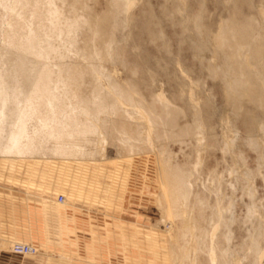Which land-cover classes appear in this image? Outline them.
Masks as SVG:
<instances>
[{"label":"rangeland","instance_id":"1","mask_svg":"<svg viewBox=\"0 0 264 264\" xmlns=\"http://www.w3.org/2000/svg\"><path fill=\"white\" fill-rule=\"evenodd\" d=\"M78 1L82 4L77 7L81 28L75 38V50L78 52L70 53L68 59H72L73 64H79L80 68L85 65V59L96 64L107 74L105 83L107 80L111 82L105 87L120 92L129 104L138 102L151 119L154 112L148 104L155 99L158 104L155 110L158 111L163 103L159 102L157 95L163 92L164 101L179 117V126L188 129L186 141L176 136L177 128L169 130L165 148L171 160L177 161L183 170L195 176L194 184L190 187L191 197L189 203L187 198H179L178 206L171 213L173 224L161 221L157 156L140 142L141 146H136L135 154L130 157L126 144L120 141L119 133L110 122H115L118 116L111 114L103 119L109 139L105 160L99 157L95 160L64 159L56 155L0 159V184L7 179L9 171H19L24 163H29L35 167L24 181L26 184L39 185L45 191L52 189L66 195L64 205L57 203V197L52 198L55 201L46 197L39 200L11 197L10 205L0 202V239L32 243L40 250L39 256L20 257L0 249V264H122L121 255H116L109 245H102L104 256H91L88 259L83 257L84 249L80 255H74L68 249L59 247L63 213L76 221L77 226L84 221L93 223L95 238L105 233L106 226H120L123 223V227L118 226L116 232L117 235L120 231L126 234V244L129 246L139 241L135 231L139 216L144 222L142 226L150 227L148 231L154 229L157 237L156 246L152 244L154 241L151 242L153 250L148 249L143 254L142 264H172L170 228L174 229L177 237L175 249L181 264H192L195 258L194 264H213L210 256V233L214 229L212 219L214 216L216 221L219 219L218 201L228 212L233 200L232 218L237 222L233 223L228 233L232 237L230 247L234 246L232 249L235 248L241 256L240 264H255L258 251H264V227H261L264 226V135L255 133L253 138H248V128L243 121L247 117L250 122H264V105L253 104L246 87L239 95L230 93L227 99L224 77L215 69L210 70L213 67L210 60L219 38L226 33V25L233 24L239 17L264 15V0H133L129 11L133 16L130 27L122 24L126 15H120L121 24L114 31L113 57L109 58L108 52L111 41H104L103 48L98 47L100 59L95 58L97 56L93 50L98 43L94 26L97 23L103 25L102 17L112 13L111 0ZM74 3V0L57 1L56 5L59 10L70 8L72 11ZM261 6L262 12L259 10ZM2 9L0 5V21H5L7 17H2ZM225 20H229L227 24H223ZM214 34L217 35L213 37ZM59 35L56 29L53 36L59 38ZM203 35H206L208 46L202 41ZM262 37L264 40V32ZM192 38L198 47L193 46ZM260 43L264 44V41ZM198 51L202 53V58H199ZM88 84L84 83L83 90ZM241 104L244 110L239 114ZM133 105H130V109H134ZM223 116L230 123L235 148L225 144L226 118ZM199 119H203L205 124V131L200 135L197 132ZM137 120L143 125V118L138 117ZM164 123V117L157 118L153 128L162 138H165L162 131ZM252 128L255 129V126ZM203 135L206 139L201 142ZM248 168L250 174L242 176L243 171H249ZM252 179L253 185L250 183ZM252 199H255L254 203ZM187 204L191 206V214H187ZM251 205H258L263 218L256 215L255 220L248 209ZM227 215L229 219L230 212ZM7 216L12 221L13 229L9 235L3 233L10 225ZM226 234L227 229L223 226L217 228L216 264H219L222 248L227 247ZM149 236L152 235H148V239ZM195 236L197 241L193 240ZM255 242L259 244L256 257ZM191 244L195 248L187 252L186 247ZM62 254L70 259H63ZM130 257L132 260L135 258L134 255Z\"/></svg>","mask_w":264,"mask_h":264},{"label":"bare ground","instance_id":"2","mask_svg":"<svg viewBox=\"0 0 264 264\" xmlns=\"http://www.w3.org/2000/svg\"><path fill=\"white\" fill-rule=\"evenodd\" d=\"M57 1L60 3L67 0H0L4 11L2 17H7V20L0 21V159L4 157L28 159L56 155L64 159L74 157L95 160L99 157L105 160L109 139L105 133L103 119L113 114L118 118L115 122L111 120L110 122L119 133L120 141L126 144L130 157L135 154L136 146L140 142L156 154L161 183V193L158 196V206L162 211L161 221L173 224L171 213L175 206H178L179 198L185 197L189 203L192 192L190 187L194 184L192 182L195 176L183 170L177 161L171 160L165 145L166 139L169 138V130L177 128L176 136L186 141L188 129L179 126V117L171 105L164 101L166 98L163 92L157 95L159 102L163 103L158 111L155 110L158 108L155 99L148 104L154 112L152 120L150 114L138 102L134 105L129 104L120 92L106 88L105 85L111 82L107 80L108 82L105 83L107 74L102 69H98L96 64L88 62L87 59H85L86 62L83 60L85 65H80L81 68L79 64H73L72 59L68 57H71L70 53L78 52L75 50V38L81 28L77 7L82 4L74 0L72 11L70 8L59 10ZM132 5L133 0H111L112 13L102 17V27L98 23L94 26L96 28L94 35L98 41L93 49L97 56L95 58L100 59L98 47L100 45V48H103L104 41H111L108 52L109 58L113 57L114 31L121 24L119 17L126 15L122 24L130 27L133 21V16L129 14ZM259 10L262 12V6ZM227 21L229 20L223 21V24H227ZM56 29L60 32L59 38L53 36ZM263 32L264 15L253 18L239 17L233 24H227L225 35L217 39L219 42L215 45L210 60L213 63L210 70L213 68L216 73L223 75L227 99L230 98V93L239 95L246 87L253 99V104L264 105V44L260 43L264 41L263 37L261 38ZM216 35L214 34L213 37ZM205 36L203 35V42L206 39ZM191 41L194 39L192 38ZM192 43L194 47H198L196 41ZM198 54L199 58H202V53L198 51ZM216 60L218 62L215 64ZM86 64L90 69H87ZM84 83H89L85 90L82 88ZM130 101L135 103L133 99ZM142 103L145 104V101L142 100ZM127 105L129 107H126ZM130 105H133L134 109H130ZM242 110L244 109L241 104L238 107L239 114L243 112ZM138 117L144 119L143 125L137 120ZM160 117L165 118V123L162 124L165 138L153 129L155 120ZM223 118L226 117L223 116ZM224 121L225 144L229 148H235L237 146L231 138L230 123L227 118ZM243 123L248 128V138H253L255 133L264 135V122L260 124L256 120L250 122L245 117ZM253 125L255 129L252 128ZM204 127V120L199 119L197 121L199 135L204 133ZM238 132L240 133L239 129ZM204 135L200 139L201 142L206 139ZM248 174L250 170H245L242 176ZM253 182L254 179L250 181L252 185ZM60 194L65 193L60 192L58 195ZM64 196L63 203L58 202L57 196L59 205L66 204V195ZM252 200L254 203L255 199ZM218 202L219 219L216 221L215 216L212 219L214 229L210 233L211 261L216 264L218 257L216 230L219 226H223L227 229L225 240L228 242L227 247L222 248L218 262L219 264H240L241 256L236 252L237 250H234L235 248L232 249L234 246L230 247L232 237L228 234L232 230L233 223L237 222L232 218L235 200L232 201L228 211L231 216L229 219L224 205ZM185 208L187 214H191L190 204H187ZM248 209L254 214L255 220L256 215L263 218L258 205H251ZM179 216H181L180 213ZM261 227L264 226L261 225ZM168 233L172 264H181L175 249L177 243L175 231L170 228ZM197 239L196 236L193 237V240L197 241ZM16 243L31 244L38 250V254L33 256L40 255L36 245L15 242L7 238L0 239V249L14 254L12 246ZM177 245L180 246L179 243ZM258 247L259 244L255 242V257L259 254L258 263L255 264H264V251H258ZM194 248L195 245L191 244L186 247V251L189 252ZM27 256L31 255L20 257ZM61 257L65 260L70 259L63 254ZM195 261L196 258L193 259L192 264Z\"/></svg>","mask_w":264,"mask_h":264},{"label":"crops","instance_id":"3","mask_svg":"<svg viewBox=\"0 0 264 264\" xmlns=\"http://www.w3.org/2000/svg\"><path fill=\"white\" fill-rule=\"evenodd\" d=\"M33 167H35L34 164L32 165L29 163H24L19 171L12 172L8 170L9 174L6 175L7 179H4L3 184H0L1 203H7L8 205H10L12 199L11 197H33L38 200L41 197H46L49 200L55 201V199L52 198L57 197L59 191L52 189L45 191V189H42L39 185H28L24 182L30 176V172ZM40 181L41 180H39V182ZM8 216L6 218L9 219L10 225L5 228L7 230L3 231V233L9 235L13 231V229H11L12 221ZM60 222L63 225L61 234L62 239L59 247L62 246L68 249V251H70V253L74 255H80L82 253V249H84L83 257L87 259L91 256L92 258L99 257L100 255L104 256L102 245H109L110 248L115 251L116 255H121V257L123 258L121 262L122 264H142V260L144 257L143 254L146 253L148 249L152 251L153 245L156 246L155 242H157L156 232L154 231V229H150L148 231L147 229H149L150 227L144 228L142 226V223L144 222L139 219V216L136 221L137 228L135 230L139 236V241L134 245L131 244L132 246H129L128 243L126 244V234L123 233V231H120L119 235H117L118 233L116 232V228H118V224H114V226H106L105 233L102 236L95 238V233L93 232L94 225L90 221H84L80 226H77L78 224L76 221L70 219L67 214L63 213ZM121 225L123 227L124 224L121 223ZM80 233L83 235H81ZM150 234L152 236H149L150 238L148 239V235ZM118 237H120L121 240ZM118 239L120 241L119 244ZM152 241H154V243H152L153 245L151 244ZM95 252L97 253L95 254ZM155 254L156 250L154 252V256ZM131 255L135 256L133 260L130 257Z\"/></svg>","mask_w":264,"mask_h":264},{"label":"built area","instance_id":"4","mask_svg":"<svg viewBox=\"0 0 264 264\" xmlns=\"http://www.w3.org/2000/svg\"><path fill=\"white\" fill-rule=\"evenodd\" d=\"M65 201V196L63 194L58 195V202L63 203ZM12 251L17 256H26V255H36L38 254L37 248L31 244H22L16 243L12 246Z\"/></svg>","mask_w":264,"mask_h":264}]
</instances>
